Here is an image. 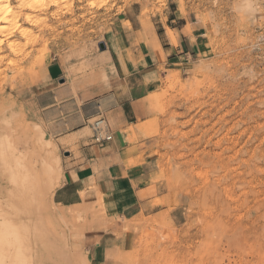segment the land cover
<instances>
[{"label": "rangeland", "instance_id": "obj_1", "mask_svg": "<svg viewBox=\"0 0 264 264\" xmlns=\"http://www.w3.org/2000/svg\"><path fill=\"white\" fill-rule=\"evenodd\" d=\"M85 4L0 64V264H84L85 233L100 224L92 207L56 202L60 154L26 93L34 75L51 56L70 83L100 82L120 34L147 41L151 29L175 44L182 25L204 50L160 67L149 98L159 212L142 219L124 264H264V0Z\"/></svg>", "mask_w": 264, "mask_h": 264}, {"label": "crops", "instance_id": "obj_2", "mask_svg": "<svg viewBox=\"0 0 264 264\" xmlns=\"http://www.w3.org/2000/svg\"><path fill=\"white\" fill-rule=\"evenodd\" d=\"M177 28L175 44L161 45L154 30L148 40L133 32L107 46L109 68L100 82L74 84L51 57L26 88L35 120L60 154L61 175L54 197L65 208L92 207L101 217L83 239L84 264H124L143 218L159 212L150 180L149 98L166 65H181L204 50L199 29ZM174 30V29H173ZM148 42V45L146 43ZM103 117L112 139L96 144L89 124Z\"/></svg>", "mask_w": 264, "mask_h": 264}, {"label": "bare ground", "instance_id": "obj_3", "mask_svg": "<svg viewBox=\"0 0 264 264\" xmlns=\"http://www.w3.org/2000/svg\"><path fill=\"white\" fill-rule=\"evenodd\" d=\"M76 1L85 2V9L96 12L107 6L110 0H0V64L10 57L23 56L24 48L40 39L37 32L53 30L56 27L52 24L64 23L67 15L74 14ZM48 19L54 22L48 25ZM15 34H18L17 38ZM11 60L7 65L12 67L17 61Z\"/></svg>", "mask_w": 264, "mask_h": 264}, {"label": "built area", "instance_id": "obj_4", "mask_svg": "<svg viewBox=\"0 0 264 264\" xmlns=\"http://www.w3.org/2000/svg\"><path fill=\"white\" fill-rule=\"evenodd\" d=\"M93 140L96 144L109 142L112 139L109 126L103 117L94 119L90 124Z\"/></svg>", "mask_w": 264, "mask_h": 264}, {"label": "water", "instance_id": "obj_5", "mask_svg": "<svg viewBox=\"0 0 264 264\" xmlns=\"http://www.w3.org/2000/svg\"><path fill=\"white\" fill-rule=\"evenodd\" d=\"M101 49H104V46H100Z\"/></svg>", "mask_w": 264, "mask_h": 264}]
</instances>
